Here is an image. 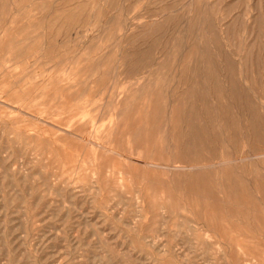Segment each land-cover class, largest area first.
I'll return each mask as SVG.
<instances>
[{
  "label": "rangeland",
  "instance_id": "rangeland-1",
  "mask_svg": "<svg viewBox=\"0 0 264 264\" xmlns=\"http://www.w3.org/2000/svg\"><path fill=\"white\" fill-rule=\"evenodd\" d=\"M0 44V264H264L253 219L264 211V159L229 163L233 180L220 165L187 164L194 151L246 155L252 120L264 125V0H0ZM74 119L100 144L141 150L148 166L78 138L33 135ZM210 170L250 254L203 232L221 239L207 223ZM155 199L161 210L149 208Z\"/></svg>",
  "mask_w": 264,
  "mask_h": 264
},
{
  "label": "bare ground",
  "instance_id": "bare-ground-1",
  "mask_svg": "<svg viewBox=\"0 0 264 264\" xmlns=\"http://www.w3.org/2000/svg\"><path fill=\"white\" fill-rule=\"evenodd\" d=\"M200 3V2H199ZM200 6V5H199ZM3 8V7H2ZM202 12V11H201ZM72 15H73V12H72ZM160 15V14H159ZM162 15V14H161ZM67 16V15H66ZM68 17V16H67ZM78 17V16H77ZM154 17V16H153ZM156 17H158V16H156ZM159 17H162V16H159ZM69 18V17H68ZM157 19H159V18H157ZM192 18H190V20H191ZM194 19V18H193ZM195 19H196V17H195ZM155 21V20H154ZM158 21V20H157ZM193 20H191V24L194 22H192ZM196 21V20H195ZM17 24H18V22H17ZM190 24V25H191ZM162 25V24H161ZM210 25V24H209ZM212 25V24H211ZM228 25V24H227ZM233 25V24H232ZM193 27V26H192ZM196 27V26H195ZM210 28H211V26H210ZM231 28H232V26H231ZM161 29H163V27L161 28ZM230 28H229V25H228V30H229ZM233 29V28H232ZM156 30V29H155ZM189 30V29H188ZM210 30V29H209ZM213 31V30H212ZM225 31V30H224ZM233 30H230V32H232ZM159 32V31H158ZM157 32V33H158ZM214 32V31H213ZM190 33V32H189ZM207 33V32H206ZM205 33V34H206ZM210 33H211V31H210ZM9 34V33H8ZM191 35V34H190ZM205 36V35H204ZM200 38V37H199ZM205 38H206V36H205ZM211 38H213V36L211 37ZM207 39V38H206ZM206 39L204 40V41H206ZM4 40V39H3ZM202 40V39H201ZM217 40V39H216ZM3 43V42H2ZM204 43V42H203ZM209 43V42H208ZM1 45V44H0ZM197 45V44H196ZM200 44H198L197 46L198 47H200L199 46ZM148 46V45H147ZM149 46H151V45H149ZM148 46V47H149ZM196 46V47H197ZM152 48V47H151ZM51 49V48H50ZM194 49V48H193ZM197 49H199V50H201L200 48H197ZM196 49V50H197ZM213 49V48H212ZM218 51H219V49L218 48H216ZM20 50V49H19ZM196 50H195V52H196ZM141 51V50H140ZM143 51V50H142ZM139 52V51H138ZM203 52V51H202ZM194 53V52H193ZM207 53V52H206ZM220 53V52H219ZM143 54H144V56H145V59L146 60H149V54H147V52H143ZM201 54V53H200ZM200 54H198V56L200 55ZM225 56H226V54H225ZM136 58V57H135ZM206 58V59H205ZM204 59H205V61H207V63L209 64V62L210 61H212V59L209 57V54H207L206 55V57H205ZM209 58H210V61H209ZM214 58V57H213ZM224 58V57H223ZM230 58V57H229ZM200 59V58H199ZM217 60V59H216ZM149 61H151V60H149ZM155 61V60H154ZM199 60H197V62H198ZM227 61V60H226ZM228 61H231V59L230 60H228ZM142 62V61H141ZM233 62V61H232ZM155 63H157V62H155ZM205 63V62H204ZM225 63H227V62H225ZM231 63V62H230ZM195 64H196V62H195ZM194 64V65H195ZM199 64V63H198ZM218 64V63H217ZM234 64V63H233ZM203 65V64H202ZM136 66V65H135ZM134 66V67H135ZM223 66H225V64L223 65ZM235 66V65H234ZM188 67V66H187ZM193 67V66H192ZM198 67V66H197ZM213 67V66H212ZM219 67V66H218ZM217 67V68H218ZM133 68V67H132ZM225 68V67H224ZM184 69V68H183ZM186 69V68H185ZM184 69V70H185ZM190 69V68H189ZM193 69V68H192ZM191 69V70H192ZM205 69V68H204ZM233 69V68H232ZM142 70V69H141ZM193 72H194V70H193ZM207 74H209V72L207 73ZM231 74V73H230ZM235 74V73H234ZM195 75H196V73H195ZM211 75H212V72H211ZM215 75V74H214ZM184 79V78H183ZM192 79V78H191ZM10 80V79H9ZM210 80V79H209ZM24 81V80H23ZM189 81V80H188ZM195 81V80H194ZM14 82V81H13ZM203 83V82H202ZM217 83H219V81L217 82ZM24 84V83H23ZM220 84V83H219ZM237 84V83H236ZM113 85V84H112ZM195 85V84H194ZM193 85V86H194ZM239 85V84H238ZM214 86V85H213ZM237 86V85H236ZM113 87V86H112ZM189 87V86H188ZM222 89V88H221ZM223 89H224V87H223ZM229 89H231V88H229ZM237 88L235 87V90H236ZM238 89L240 90V88L238 87ZM232 90H234L233 89V87H232ZM231 90V91H232ZM194 91V90H193ZM197 91V90H196ZM220 91V90H219ZM244 91H245V89H244ZM217 93H218V91H216ZM221 92V91H220ZM243 92V91H242ZM1 93V92H0ZM235 93V92H234ZM108 94V93H107ZM182 94H185V93H182ZM219 94V93H218ZM197 95V94H196ZM201 96V95H200ZM236 96V95H235ZM243 96V95H242ZM249 96V95H248ZM203 97V96H202ZM232 97V96H231ZM238 97H240V96H238ZM200 98V97H199ZM227 98V97H226ZM230 98V97H229ZM235 98V97H234ZM244 98H245V95H244ZM221 99V98H220ZM219 99V100H220ZM232 99V98H231ZM230 99V100H231ZM188 100V99H187ZM199 100H201V99H199ZM226 100V99H225ZM240 101V100H239ZM203 102V101H202ZM207 102V101H206ZM244 103H245V101H244ZM251 103V102H250ZM234 104V103H233ZM240 104V103H239ZM246 104H247V102H246ZM62 105V104H61ZM64 105V104H63ZM197 105V104H196ZM225 105V104H224ZM236 105H237V103H236ZM191 106V105H190ZM251 106L253 107V105L251 104ZM62 107V106H61ZM183 107V106H182ZM245 107V106H244ZM246 107H248V106H246ZM184 109H185V107H183ZM197 108V107H196ZM226 108V107H225ZM199 110V109H198ZM207 110V109H206ZM247 110H249L248 108H247ZM59 111V110H58ZM204 111V110H203ZM223 111V110H222ZM253 111V110H252ZM188 112V111H187ZM195 112V111H194ZM226 112V111H225ZM248 112V111H247ZM250 112V111H249ZM248 112V113H249ZM259 112V111H258ZM198 113H200V112H198ZM211 113V112H210ZM253 113V112H252ZM186 114V113H185ZM212 114V113H211ZM222 114V113H221ZM229 114V113H228ZM259 114V113H258ZM187 115V114H186ZM189 115V114H188ZM214 115V114H213ZM252 115H254V114H252ZM225 116V115H224ZM227 116V115H226ZM43 117V116H42ZM48 117V116H47ZM214 117V116H213ZM46 118V117H45ZM51 118V117H50ZM49 118V119H50ZM86 118H88V117H86ZM229 118V117H228ZM255 118H257V117H255ZM40 119V118H39ZM46 119H48V118H46ZM45 119V120H46ZM258 119V118H257ZM257 119H253L252 120V122H251V126L253 127V129H254V142H253V148L251 149V150H249L247 153H246V155H240V156H232V155H228L227 154V152L224 150L223 151V153L220 155V157H215V158H217V160L215 161L214 160V157H213V155H212V153H211V155H208V156H206V157H203V156H201V155H199L197 152H193V154L191 155V157H189L191 160H190V162L189 163H187V164H189L188 165V168H191V169H195V168H205V167H216V166H221L222 167V170H223V172H224V174L228 177H230L229 178V180H231L232 178V176L234 175L233 173H234V171H232L231 172V170H230V168H232L233 169V166L232 167H230L228 164L229 163H231V162H235L236 164L237 163H240V164H242V162H244V161H247V160H256V159H264V145H262V146H259V145H257V144H259L260 142L262 143V144H264V125H261V123H260V121L259 120H257ZM42 120V119H41ZM90 121H91V119H89ZM93 120V119H92ZM35 121H37L36 119H35ZM57 121H59V123H60V120L58 119ZM64 121V120H63ZM37 122H43V121H37ZM47 122V121H46ZM54 121H52L51 123H53ZM72 122H73V124H70V125H67V124H65V125H60L58 122H57V124H54V123H56V122H54L53 124H51L50 125V127H52V125H54L53 127L55 128V129H53V130H50V129H48V127L46 126H44L45 128H41V129H39V130H37L36 131V133H34L33 135H36V136H40L41 137V133L43 132V133H46V132H48V134H50V133H54V134H56V136H57V138L58 139H62V140H65V139H67V138H78L79 140H81V141H83V142H85L86 144H88V145H90L91 147L92 146H99L100 148H102V149H104V151L106 150V151H108L109 152V154H111L110 152H113V154L115 153V156H116V158H118L117 160H119L120 162L121 161H123V162H131L134 166H135V170H138V166L137 165H144V166H148V165H146L145 164V162H144V160H143V158L144 157H142V155L140 154V152L139 151H141V150H139L138 152H134V148H133V151L131 152V153H129V152H124V151H118L117 149L116 150H114V149H112V148H110V146L108 147V145H105V144H100L99 142H97L96 140H94L93 138H92V136L90 137V136H88V135H86V134H83V133H81L82 131H80L81 130V128H80V126L78 127L77 126V123H78V120H76V119H74V120H72ZM209 122V121H208ZM211 122V121H210ZM85 123V122H84ZM89 123V122H88ZM97 124H98V122H96ZM95 123V124H96ZM195 123V122H194ZM264 123V122H263ZM44 124H45V121H44ZM59 124V125H58ZM86 124V123H85ZM96 124V125H97ZM187 124V123H186ZM190 124V123H189ZM243 124V123H242ZM37 125V124H36ZM194 125V124H193ZM232 125V124H231ZM261 125V127H262V130H260V128H259V126ZM27 126V125H26ZM25 126V127H26ZM89 126H91V125H89ZM203 126V125H202ZM83 127V126H82ZM99 128H104L103 126L102 127H100L99 126ZM91 130H92V128H90ZM94 129L96 130V128H94L93 127V132H94ZM184 129V128H183ZM32 130V129H31ZM30 129H29V131H31ZM90 130V131H91ZM104 130L105 129H103V132H104ZM199 130H201V129H199ZM33 131V130H32ZM83 131H85V130H83ZM89 131V130H88ZM88 131H87V133H88ZM90 131H89V133H90ZM109 130H107V132H108ZM185 131V130H184ZM204 131V130H203ZM249 131V130H248ZM26 132V131H25ZM93 132H92V134H93ZM197 133H198V131H196ZM95 133V132H94ZM102 133V132H101ZM100 133V134H101ZM112 133V132H111ZM91 133H90V135H92ZM185 134V133H184ZM44 136H46V135H44ZM49 137V136H48ZM197 137V136H196ZM203 137V136H202ZM108 138V137H107ZM112 138V137H111ZM238 138V137H237ZM240 138V137H239ZM30 139V138H29ZM39 139V138H38ZM98 139V138H97ZM131 139V138H130ZM35 140H36V138H35ZM40 140V139H39ZM69 141V140H68ZM99 141V140H98ZM59 142V141H58ZM131 142V141H130ZM186 142H187V140H186ZM212 142V141H211ZM210 142V143H211ZM33 143V142H32ZM66 143V142H65ZM108 143V142H107ZM132 143V142H131ZM239 143V142H238ZM29 144V143H28ZM36 144V143H35ZM50 144V143H49ZM92 144V145H91ZM119 144V143H118ZM130 144V143H129ZM101 145V146H100ZM114 145V144H113ZM133 145V144H132ZM214 145V144H213ZM40 146V145H39ZM53 146V145H52ZM129 146V145H128ZM187 146V145H186ZM239 146H241L240 144H239ZM54 147H56V146H54ZM59 147V146H58ZM133 147V146H132ZM203 147V146H202ZM201 147V148H202ZM86 148H87V146H86ZM94 148V147H93ZM206 148V147H205ZM46 149V148H45ZM53 149V148H52ZM73 149V148H72ZM121 149V148H120ZM239 149H240V147H239ZM242 150V149H241ZM128 151V150H127ZM216 151V150H215ZM245 151H247V150H245ZM38 152V151H37ZM48 152V151H47ZM84 152H85V150H84ZM99 152V151H98ZM207 152V151H206ZM205 152V153H206ZM59 153H60V151H59ZM73 153V152H72ZM74 153H76V152H74ZM73 153V154H74ZM82 153V152H81ZM190 153V152H189ZM219 153V152H218ZM46 154H48V153H46ZM55 154H56V152H55ZM106 154V153H105ZM108 154V155H109ZM187 154V153H186ZM203 154V153H202ZM208 154H209V152H208ZM51 156H52V154H50ZM98 155V154H97ZM107 155V154H106ZM215 155V154H214ZM218 155V154H217ZM57 156V155H56ZM111 156H112V154H111ZM233 157H236V160H234L233 161ZM81 158V157H80ZM106 158H107V156H106ZM105 158V159H106ZM54 159V158H53ZM112 159V158H111ZM55 160V159H54ZM64 160V159H63ZM77 160V159H76ZM81 160V159H80ZM212 160H214V161H212ZM87 161V160H86ZM85 161V162H86ZM106 160H104V162H105ZM118 161V164L120 163ZM79 162V161H78ZM117 162V161H116ZM115 162V163H116ZM72 163V162H71ZM83 163V162H82ZM113 163V162H112ZM124 163V164H125ZM63 164H64V162H63ZM121 164H122V162H121ZM130 164V163H129ZM177 164H179V163H177ZM175 165L174 166V168H175V170L176 169H185L186 167H187V164L186 165ZM65 165V164H64ZM115 165V164H114ZM67 166V165H66ZM118 166V165H117ZM137 166V167H136ZM242 166H243V164H242ZM141 167V166H140ZM149 167H152V168H158L156 165H155V163H150V165H149ZM237 167V166H236ZM65 168V167H64ZM74 168V167H73ZM120 168V167H119ZM119 168H118V170H119ZM166 168L167 169H171L172 168V165H169V164H167L166 165ZM115 169V168H114ZM142 169V168H141ZM78 170H79V168H78ZM234 170V169H233ZM108 171H110V170H108ZM206 171V170H205ZM241 171V170H240ZM243 171V170H242ZM102 172H103V170H102ZM179 172V171H178ZM109 172H107V174H108ZM123 174V176H124V173H125V170H124V167H121V170H120V174ZM199 173L200 172H198V175H199ZM213 173V172H212ZM212 173H211V170L210 171H208V173H206V174H203V175H206L207 177H206V179H207V184H206V186H205V188H204V190H205V192H206V194H207V196H208V204H207V207H206V211H207V214H208V218H207V223H208V225L209 226H211V227H213V229L214 230H216V229H218L219 230V233H220V236H221V239L220 238H218L214 233H211L210 232V229L209 230H204L203 232L206 234V236H208V242H210L209 244H212V245H217V246H220V247H222V246H224L223 244H225V243H231V244H233L235 247H236V249L238 250L237 252H238V255L240 254V252L239 251H243L244 252V254H250V253H252V249L253 248H251V246H250V240L246 237V235H243V236H240V234L238 233V232H240L239 230H242V229H244V226L241 224H234L233 222L232 223H230L228 220L229 219H226L227 218V216H226V218H225V215L223 214V210H224V207L225 206H223V200H220L218 197H216L215 195H214V190H213V181H212ZM93 174V173H92ZM128 174V173H127ZM56 175V174H55ZM113 175H114V173H113ZM131 175V174H130ZM202 175V174H201ZM122 176V175H121ZM129 176V175H128ZM58 177V176H57ZM70 177V176H69ZM101 177V176H100ZM108 177H110L109 175H108ZM126 177V176H125ZM144 177V176H143ZM234 177V176H233ZM239 176H237V178H238ZM83 179H85V178H83ZM123 179V178H122ZM126 179V178H125ZM124 179V180H125ZM92 180H93V178H92ZM96 180V179H95ZM119 180H120V178H119ZM127 180V179H126ZM126 180H125V182H126ZM233 180V179H232ZM84 181V180H83ZM89 181V180H88ZM104 181V180H103ZM114 181V180H113ZM235 181V180H234ZM238 181V180H237ZM93 182V181H92ZM118 182V181H117ZM116 182V183H117ZM157 182V181H156ZM193 182V181H192ZM191 182V183H192ZM197 182V181H196ZM63 183V182H62ZM95 183V182H94ZM115 183V184H116ZM127 183H128V181H127ZM119 184H120V182H119ZM121 184H122V182H121ZM129 184V183H128ZM127 184V185H128ZM234 184L236 185L237 183L236 182H234ZM126 184L124 185L125 186V188H126V186H127ZM192 185V184H191ZM200 185V184H199ZM257 185H258V183H257ZM112 186V185H111ZM68 187V186H67ZM72 187V186H71ZM82 187V186H81ZM147 187V186H146ZM234 187V186H233ZM256 187H258V186H256ZM151 188V187H150ZM223 188H224V191L226 192V195H227V193H228V189H229V185L228 184H223ZM262 188V187H261ZM108 189H110V188H108ZM163 189V188H162ZM232 189V188H231ZM69 190V189H68ZM121 190V189H120ZM233 190H234V188H233ZM239 190V189H238ZM66 191H67V188H66ZM115 191V190H114ZM116 191L118 192V190L116 189ZM125 191V190H124ZM154 191V190H153ZM165 191V190H164ZM192 191V190H191ZM236 193H237V185H236ZM111 192H113V191H111ZM120 192V191H119ZM136 192V191H135ZM138 192V191H137ZM243 192V191H242ZM66 194L68 193V192H65ZM139 193V192H138ZM163 193V192H162ZM239 193V192H238ZM120 194V193H119ZM156 194V193H155ZM230 194V193H229ZM118 195V194H117ZM163 195V194H162ZM196 195V194H195ZM232 195V194H231ZM114 196V195H113ZM153 196V195H152ZM156 196V195H155ZM242 196H245V195H241V197ZM247 196V195H246ZM116 197V196H115ZM147 197V196H146ZM166 197V196H165ZM252 197V196H251ZM130 198V197H129ZM131 198H132V196H131ZM107 199V198H106ZM137 199H139V196H137ZM154 199V198H153ZM125 200V199H124ZM146 200V199H145ZM44 203V202H43ZM134 203V202H133ZM247 203H249V204H255V205H258L257 204V202L255 201V199L252 197V198H249L248 200H247ZM119 204V203H118ZM202 204V203H201ZM230 204V203H229ZM228 204V205H229ZM136 205H137V203H136ZM179 205V204H178ZM171 206H175V205H171ZM163 206L161 205V202L160 203H158L157 201H156V199L154 200V201H152L151 203L149 202V208L151 209V210H156V208L158 209V208H160V210H161V208H162ZM234 207V206H233ZM180 208V207H179ZM171 209V208H170ZM205 209V208H204ZM228 209V208H227ZM239 209H240V207H239ZM236 210V209H235ZM138 211H140V212H142L143 211V209H141V207H140V209H138ZM157 211V210H156ZM170 211V210H169ZM232 211V210H231ZM136 212V211H135ZM237 213H238V211H236ZM236 212H234V213H236ZM240 212H241V214H242V216H244L245 217V219L246 218H249V215H250V212H249V210L247 209V208H242V209H240ZM163 213V212H162ZM204 213V212H203ZM170 214V213H169ZM138 216H140V213H138L137 214ZM162 215V214H161ZM163 217H164V215H163ZM234 217V216H233ZM203 218V217H202ZM228 218H230V217H228ZM205 219V218H204ZM226 219V220H225ZM250 219V218H249ZM253 219H254V221H255V223L257 224V226H258V228H259V230H260V234L261 235H264V211L261 209V208H259V207H255L254 208V211H253ZM242 220H244V219H242ZM162 221V220H161ZM160 221V222H161ZM193 221V220H192ZM246 221V220H245ZM174 222V221H173ZM188 222H189V220H188ZM248 222V221H247ZM162 223V222H161ZM164 223V222H163ZM181 224V223H180ZM182 225V224H181ZM193 227V226H192ZM251 228V227H250ZM193 229V228H192ZM161 231V230H160ZM195 231H197V230H195ZM198 231H202V230H198ZM251 233V232H250ZM204 234V235H205ZM242 234V233H241ZM253 236V235H252ZM152 238V237H151ZM151 238H150V240H151ZM153 242V241H152ZM187 242V241H186ZM208 242H207V244H208ZM158 243V242H157ZM190 243V242H189ZM202 243V242H201ZM191 244V243H190ZM264 245V240H258L257 241V246L258 245ZM186 244H184V246H185ZM211 246V245H210ZM220 247H218V248H220ZM227 246H225L224 248H226ZM201 248V247H200ZM205 248V247H204ZM212 248H213V246H212ZM212 248H210V249H212ZM257 249H258V247H256ZM183 249V248H182ZM207 249V248H206ZM223 249V248H222ZM218 250V249H217ZM220 250H221V248H220ZM229 251V250H228ZM227 251V252H228ZM219 252V251H218ZM222 252H224L223 250H222ZM226 252V253H227ZM202 254V253H201ZM228 254V253H227ZM257 254V253H256ZM203 255V254H202ZM233 255V254H232ZM213 257H214V255H213ZM224 257V256H223ZM237 257V256H236ZM245 257V256H244ZM221 258H222V255H221ZM220 258V259H221ZM226 258V257H225ZM257 258V257H256ZM256 258H254V259H256ZM245 259H247V258H243V262L245 261ZM213 260V259H212ZM249 260H251L250 258H249ZM218 261H220V260H218ZM222 261V260H221ZM252 261V260H251ZM256 262H257V260H256ZM226 263V262H225ZM252 263V262H251ZM221 264V263H220ZM244 264V263H243ZM248 264V263H247ZM253 264V263H252Z\"/></svg>",
  "mask_w": 264,
  "mask_h": 264
}]
</instances>
